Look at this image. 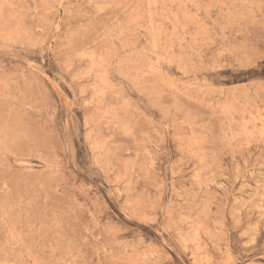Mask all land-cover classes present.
I'll return each mask as SVG.
<instances>
[{"label":"rangeland","instance_id":"rangeland-1","mask_svg":"<svg viewBox=\"0 0 264 264\" xmlns=\"http://www.w3.org/2000/svg\"><path fill=\"white\" fill-rule=\"evenodd\" d=\"M0 264H264V0H0Z\"/></svg>","mask_w":264,"mask_h":264}]
</instances>
